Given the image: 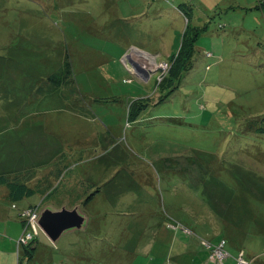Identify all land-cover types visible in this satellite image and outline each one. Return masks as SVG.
<instances>
[{
  "label": "rangeland",
  "instance_id": "374dc122",
  "mask_svg": "<svg viewBox=\"0 0 264 264\" xmlns=\"http://www.w3.org/2000/svg\"><path fill=\"white\" fill-rule=\"evenodd\" d=\"M193 30L191 73L158 105ZM66 60L72 73L58 86L48 78L62 76ZM263 116L264 0H0V176L31 171L32 187L46 192L12 201L0 182V264H72L66 239L56 248L40 228L49 243L30 241L34 255L24 256L23 210L74 205L98 185L84 210L111 206L123 234L100 249L152 239L135 264H171L172 245L191 252L180 264H213L203 240L224 238L225 262L243 253L264 264ZM54 139L61 158L42 161ZM242 205L253 210L243 221ZM77 233L73 245L86 236Z\"/></svg>",
  "mask_w": 264,
  "mask_h": 264
},
{
  "label": "crops",
  "instance_id": "0c3cea01",
  "mask_svg": "<svg viewBox=\"0 0 264 264\" xmlns=\"http://www.w3.org/2000/svg\"><path fill=\"white\" fill-rule=\"evenodd\" d=\"M55 74L56 73H53V74H50L49 76H53ZM34 109H36V108L33 106L32 110H34ZM56 141H57V139H54V140L46 143V144H48L47 150H50V151H49V155L46 156L42 161H47V160H51V159H53L55 161L56 159L58 160V159L61 158L62 155L60 156V154L59 155L56 154V150L53 149V148H56L57 145H58V143ZM98 186H99V191H100L101 187H103V186L102 185H98ZM98 186H96L94 189L98 188ZM39 193L42 194V193H46V192L42 191V192H39ZM95 196H97V194ZM95 196H94V198H95ZM86 197H84L83 199L80 200V202L75 203L74 205H69L68 203L63 205V206H66L69 209H72V208H74L77 205H81V211L83 212V214H85L89 218L88 224L86 225L84 230H81V231H83L85 233L86 236H85L84 239H82L80 241L81 243L79 245H73V243H72V240L75 237V235L79 234L77 232H79L80 230H77V229L68 231L67 233L63 234L61 236V238L58 240L57 244H56V248H58V244H62L63 240L66 239L68 245H65L66 246L65 251L62 250V248H61V252L63 254V257L65 256L67 259H69L72 264H91V260L94 259L92 257L93 255L96 256L97 258H101L102 256L111 255L112 258L113 259L116 258V260L122 258V256L128 255V256H131L129 258L128 264H135L136 263L137 253L148 254L147 251L150 250L151 247H154V240L150 239L149 242H146L142 246H139L141 244V242H140L138 247H137V244H136L135 241L131 245L130 244L127 245V247H126L127 249H125V246H124V249L115 247V251L114 252H109V250L106 249V248L100 249V247L103 244L104 245L109 244L111 239L115 238V237L118 239V244L121 243L123 241L122 228L117 227L115 222L111 221V218H112V213H111L112 207L111 206L110 207L109 206H104L103 208H98V209H96V210H94L92 212H86L84 210V207L87 206V203H88L86 201ZM27 204H30V203H27ZM45 204L47 205L49 203L47 202ZM52 204H54V203H50L49 205H52ZM109 205H111V204H109ZM27 207H29V206H27ZM27 207H25V208H27ZM229 207L230 208L228 210V215H232L233 213H235V212H233V209H234V211H236V210L231 205ZM57 208H59V207H57ZM221 214H225V212L222 211ZM237 214H235V216H237ZM97 219L101 220V221H98ZM236 221H238V220H236ZM91 226L94 227V229H96L95 230V232H96L95 234H90L89 227H91ZM224 226L225 225L223 224V227ZM22 227H23V225H22ZM166 227H168V224H167ZM237 227L238 226H236V228ZM97 229H102V230L99 232ZM237 229H239L241 231H244V232H249V228L248 227L239 226ZM169 231L171 232L170 228H169ZM223 231H224V229H223ZM172 236H173V234H172ZM221 236H223V234H221ZM42 238H44L45 240L48 241V238H46V236L41 235L39 240H37V242H36L38 245H40V242L42 241ZM197 238L200 239L201 237L197 236ZM244 238H245V234H242L240 236V238H238V239L241 242ZM170 239L171 238H169V240ZM198 239H197V241H198ZM157 241L161 242L160 241V235H158L155 238V244H156ZM43 243H44L45 246L48 245L46 242H43ZM236 243L234 242V244H229V246H233ZM199 245H200V243H199ZM68 250L70 251V253H67ZM169 250L171 251V254H174V259H173V256L171 255V259H172V263L171 264H176L177 260H178L177 264H180V262H182V257L185 254H187V253H191V252H189L188 249L186 251H184V250L183 251L175 250V246L174 245L170 246ZM203 250H205V249H203ZM134 251H135V253H134ZM116 253H117V257H116ZM208 254H209V252H208ZM205 260H204V262H205ZM194 262L196 264H200V262H199V260L197 258L194 259ZM55 263L64 264L62 261H54V260H52L49 263L46 262V264H55ZM224 264H232V262L231 261L230 262H225Z\"/></svg>",
  "mask_w": 264,
  "mask_h": 264
},
{
  "label": "trees",
  "instance_id": "16d2710c",
  "mask_svg": "<svg viewBox=\"0 0 264 264\" xmlns=\"http://www.w3.org/2000/svg\"><path fill=\"white\" fill-rule=\"evenodd\" d=\"M188 31L184 34L183 38L187 37ZM192 33L194 34V37L188 42L187 47L185 49H181L180 53L178 54L176 61L174 62V64L172 65V67L170 68V72L167 74L166 80L164 81V84L162 83V86L160 85V87L162 88L159 98H158V102L157 104H164L166 102H168L177 92V90L179 88H181L183 86V81L187 78L188 75H190V70L192 69V61H193V54H194V41L196 39L195 37V30L192 31ZM187 52L192 53L191 57H187L186 59H184V54H187ZM66 70L63 71L62 76L58 77L59 74H55L53 76H49L48 80L50 82H54L56 85L58 86H62V84L67 83L69 81V77L71 76L72 70L70 68V63L68 62V60H66ZM58 77V78H57ZM143 102V101H142ZM142 102L141 101H136L134 103V106L136 108L142 107ZM148 105H151L152 103L150 102H146ZM145 104V103H144ZM147 110L146 108H143V110L139 111V114L137 116H134V114H132V116H130L129 118L131 119V122H135L139 117V115L143 112ZM133 113V112H132ZM261 121L263 122L261 128L257 129V132L259 130L260 133H264V116L261 118ZM264 135V134H263ZM55 163L57 162V159L54 161ZM59 162V161H58ZM31 171H26L23 173H16L13 175H2L0 176V182L4 183L8 186V191H9V199L13 200H20L22 198L27 197L28 195H32L35 192H42L45 190V187L43 185H39L38 188H34L32 187L33 184H31V179H28L27 174L30 173ZM61 173L58 172L55 174L56 177H59ZM57 190V188H56ZM55 191V190H54ZM99 192V186L96 189H93L92 193H90L87 197H86V201L90 202L94 196ZM15 203V202H14ZM241 212H238L237 216L242 218V221L245 217H247V214L253 212L252 208L247 206H240ZM249 209V212H248ZM257 216V214H255ZM249 217V216H248ZM258 217V216H257ZM22 222H24V219H22ZM254 222V220H253ZM240 224H236V226L239 227ZM42 231L38 230L37 235L35 237V239L33 240L34 243L36 244L37 240H39V238L42 235ZM49 243V240H48ZM32 244V243H31ZM24 245L23 246V251H24V256L26 255L27 258H32V255H34V251L33 250V244L31 245ZM19 264V261H18ZM29 264V261L28 263Z\"/></svg>",
  "mask_w": 264,
  "mask_h": 264
},
{
  "label": "water",
  "instance_id": "95a60500",
  "mask_svg": "<svg viewBox=\"0 0 264 264\" xmlns=\"http://www.w3.org/2000/svg\"><path fill=\"white\" fill-rule=\"evenodd\" d=\"M53 207V205L45 206L40 212L37 223L54 243H57L61 236L68 231L84 230L88 224L89 218L82 214L81 205L72 209L66 206Z\"/></svg>",
  "mask_w": 264,
  "mask_h": 264
},
{
  "label": "built area",
  "instance_id": "2783aa9c",
  "mask_svg": "<svg viewBox=\"0 0 264 264\" xmlns=\"http://www.w3.org/2000/svg\"><path fill=\"white\" fill-rule=\"evenodd\" d=\"M41 211L42 209H39L37 206L23 210V215L25 217L23 218L25 221V232L24 236L21 238L22 242L18 241V244H28L30 241L35 239L38 229L40 228L37 221ZM203 247L210 250V259L212 260L213 264H224L225 259L229 256V251L225 240L221 239V241L216 244L203 240ZM236 260L238 264H251V260L246 261L243 253L238 255Z\"/></svg>",
  "mask_w": 264,
  "mask_h": 264
},
{
  "label": "clouds",
  "instance_id": "9594fccd",
  "mask_svg": "<svg viewBox=\"0 0 264 264\" xmlns=\"http://www.w3.org/2000/svg\"><path fill=\"white\" fill-rule=\"evenodd\" d=\"M176 225V224H175ZM221 239H224V238H221Z\"/></svg>",
  "mask_w": 264,
  "mask_h": 264
}]
</instances>
